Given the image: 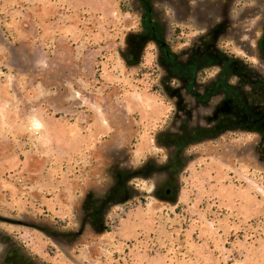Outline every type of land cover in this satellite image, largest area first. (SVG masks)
<instances>
[{"label": "rangeland", "instance_id": "obj_1", "mask_svg": "<svg viewBox=\"0 0 264 264\" xmlns=\"http://www.w3.org/2000/svg\"><path fill=\"white\" fill-rule=\"evenodd\" d=\"M211 36L264 75V0H0V264H264L260 92L168 81Z\"/></svg>", "mask_w": 264, "mask_h": 264}, {"label": "flooded vegetation", "instance_id": "obj_2", "mask_svg": "<svg viewBox=\"0 0 264 264\" xmlns=\"http://www.w3.org/2000/svg\"><path fill=\"white\" fill-rule=\"evenodd\" d=\"M212 50H214L213 36H211L209 42L199 43V45L193 48L184 63L180 62L178 59L177 62L172 61L169 65L168 81L171 82L176 79L181 80L186 95L193 98L194 104L191 103V105H187L185 109L188 116L191 117V113L199 111L198 109L200 108H207L209 104L204 103V96L200 94H206L209 91V88H211V91L218 90V95L213 98H219L221 96L230 97L234 102V105H240L242 104V101H247L241 96L242 91L245 88L250 87L253 91L258 90L260 92L258 102L264 103V75L260 74L256 68H254L252 63L242 64V67L239 69L235 68L236 66L232 64L230 59L222 56L221 59L218 57L215 58L212 53L214 51ZM211 62H216L222 65V69L219 68L220 73L218 74L216 81L207 85L206 75L208 69L217 68L214 66L209 68L208 65L212 64ZM234 77L237 80L235 86L231 83ZM174 93L176 94L177 92L172 90L171 94ZM220 116L221 115H215L210 121H217L222 124L224 118H221ZM248 125H250V123ZM218 127L219 126L217 125V128Z\"/></svg>", "mask_w": 264, "mask_h": 264}, {"label": "water", "instance_id": "obj_3", "mask_svg": "<svg viewBox=\"0 0 264 264\" xmlns=\"http://www.w3.org/2000/svg\"><path fill=\"white\" fill-rule=\"evenodd\" d=\"M262 120L264 121V118H262Z\"/></svg>", "mask_w": 264, "mask_h": 264}]
</instances>
